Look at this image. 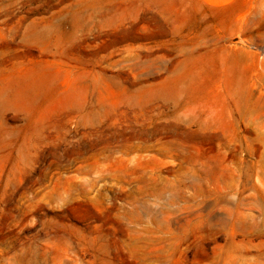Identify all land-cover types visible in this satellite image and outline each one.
<instances>
[{
	"label": "rangeland",
	"instance_id": "obj_1",
	"mask_svg": "<svg viewBox=\"0 0 264 264\" xmlns=\"http://www.w3.org/2000/svg\"><path fill=\"white\" fill-rule=\"evenodd\" d=\"M263 66L264 0H0V264H264Z\"/></svg>",
	"mask_w": 264,
	"mask_h": 264
},
{
	"label": "bare ground",
	"instance_id": "obj_2",
	"mask_svg": "<svg viewBox=\"0 0 264 264\" xmlns=\"http://www.w3.org/2000/svg\"><path fill=\"white\" fill-rule=\"evenodd\" d=\"M263 65V64H262ZM260 67V66H259ZM260 74L257 76V80L255 84L253 83V87L250 92V105L253 107L254 110L251 109H246L245 111H255V115L258 118L264 117V66L262 70H260ZM239 86L235 85L234 86V92H233V97H235V104L238 107V110L240 108V104L238 100L240 99V94L238 93ZM234 105V104H233ZM234 110V109H233ZM244 111V112H245ZM243 112L239 111L237 114L242 115Z\"/></svg>",
	"mask_w": 264,
	"mask_h": 264
}]
</instances>
